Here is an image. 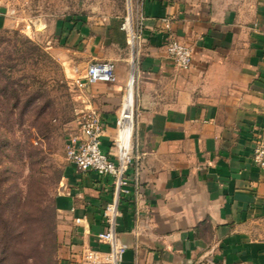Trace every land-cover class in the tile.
Wrapping results in <instances>:
<instances>
[{"label": "crops", "instance_id": "obj_1", "mask_svg": "<svg viewBox=\"0 0 264 264\" xmlns=\"http://www.w3.org/2000/svg\"><path fill=\"white\" fill-rule=\"evenodd\" d=\"M133 2L134 22L140 13L145 20L134 51L133 180L120 204L123 264H264V236L255 231L264 169L253 161L255 130L264 127V0ZM171 33L192 47L190 68L169 55ZM75 40L76 61L66 59L72 78L94 61L116 63L115 82L79 93L81 110L101 113L103 148L114 152L132 72L127 33L111 20ZM113 193L112 176L69 163L56 199L60 264H81L86 247H100L95 235Z\"/></svg>", "mask_w": 264, "mask_h": 264}, {"label": "rangeland", "instance_id": "obj_2", "mask_svg": "<svg viewBox=\"0 0 264 264\" xmlns=\"http://www.w3.org/2000/svg\"><path fill=\"white\" fill-rule=\"evenodd\" d=\"M135 11L133 0H0V203L11 220L21 208L56 206L69 166L67 139L81 112L66 63L75 57L76 34L111 20L122 25ZM134 81L131 74L128 87ZM50 100L52 119L37 129ZM133 122L134 143L136 101ZM255 231L264 236V218Z\"/></svg>", "mask_w": 264, "mask_h": 264}, {"label": "built area", "instance_id": "obj_3", "mask_svg": "<svg viewBox=\"0 0 264 264\" xmlns=\"http://www.w3.org/2000/svg\"><path fill=\"white\" fill-rule=\"evenodd\" d=\"M145 15L139 14L137 23L134 16L129 15L123 22L122 27L127 33L128 44L132 48V72L135 68V47L142 38ZM166 28H171L169 18H165ZM167 51L179 68L188 69L193 63L192 47L174 34L169 35ZM116 63L113 60H100L92 62L85 74L75 79L79 89L88 87L98 82H115ZM78 114V127L70 133L66 143V155L70 164L78 170H93L113 178L114 193L112 200L103 207V221L105 228L95 235L100 247H86L82 252L81 264H123L125 253L128 249L119 234V225L123 212L120 208L121 199L129 193V186L133 176L129 174V168L134 157V143L131 138L128 153L123 156L118 141V130L120 127V115L117 120V134L114 139V152H107L103 148L104 136L107 124L101 113L93 108L80 110ZM134 134L132 133V137ZM254 163L264 169V127L255 130L254 135ZM136 186H138L137 174ZM77 218V221H80Z\"/></svg>", "mask_w": 264, "mask_h": 264}, {"label": "trees", "instance_id": "obj_4", "mask_svg": "<svg viewBox=\"0 0 264 264\" xmlns=\"http://www.w3.org/2000/svg\"><path fill=\"white\" fill-rule=\"evenodd\" d=\"M47 102L51 110L46 114L38 113L37 129L39 125L45 126L54 114V104L51 100ZM34 238L35 242L29 247ZM59 245L55 205L41 210L21 208L11 220L5 204L0 203V264H59Z\"/></svg>", "mask_w": 264, "mask_h": 264}, {"label": "bare ground", "instance_id": "obj_5", "mask_svg": "<svg viewBox=\"0 0 264 264\" xmlns=\"http://www.w3.org/2000/svg\"><path fill=\"white\" fill-rule=\"evenodd\" d=\"M134 104H135V85L130 83L125 99L120 111L121 124L118 130V141L123 156L128 153L131 144L132 133L134 130Z\"/></svg>", "mask_w": 264, "mask_h": 264}]
</instances>
